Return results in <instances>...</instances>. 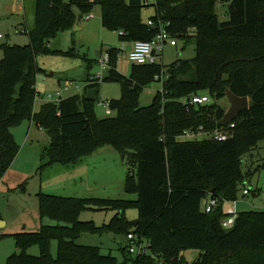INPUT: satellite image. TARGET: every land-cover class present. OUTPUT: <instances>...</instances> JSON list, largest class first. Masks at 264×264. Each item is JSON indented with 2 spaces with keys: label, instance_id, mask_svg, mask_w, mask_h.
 <instances>
[{
  "label": "trees",
  "instance_id": "16d2710c",
  "mask_svg": "<svg viewBox=\"0 0 264 264\" xmlns=\"http://www.w3.org/2000/svg\"><path fill=\"white\" fill-rule=\"evenodd\" d=\"M217 1L155 0L156 13L149 19L170 22L168 29L177 39L195 38L196 55L169 66L134 64L126 76L117 70L120 49L110 46V68L102 82H119L122 96L110 99L113 114L100 118L95 106L102 82H89L90 78L82 93L58 104L44 102L36 111L37 75L44 71L37 56L73 53L52 50L48 44L77 23L74 6L82 15L101 6L102 25L123 32L119 34L122 42L150 40L159 31L142 17V9L150 5L146 0H35V23L27 31L30 42L2 45L0 181L21 148L12 128L33 120L52 138L41 152L39 169L76 163L112 145L128 158L131 167L125 189L136 193L137 199L39 192L41 218L55 223L13 233L21 253L10 255L7 264H264V210L239 212L231 228L222 224L228 216L224 203L238 200L251 175L243 169L244 156L264 139V0H223L229 3L227 21L220 20ZM154 81L162 82V90L151 104L141 106L143 89ZM91 88L96 89L95 100L87 97ZM228 89L238 97L247 96L249 107L220 124L228 107L222 103ZM194 94L207 95L209 100L192 105L188 99ZM201 127L202 132L229 129L230 137L180 139L185 131ZM209 197L219 199L212 212L204 209ZM132 204L139 209L137 225L124 215ZM110 208L120 214L102 226L80 219L84 209ZM103 231L126 237L132 232L140 242L149 243L150 253L133 256L126 245L121 248L124 261L120 263L100 247L76 241L85 232ZM53 240L58 243L55 257ZM32 245L39 246L38 255L28 252ZM188 249L199 250L192 261L182 255Z\"/></svg>",
  "mask_w": 264,
  "mask_h": 264
},
{
  "label": "rangeland",
  "instance_id": "374dc122",
  "mask_svg": "<svg viewBox=\"0 0 264 264\" xmlns=\"http://www.w3.org/2000/svg\"><path fill=\"white\" fill-rule=\"evenodd\" d=\"M149 1L153 3L155 0ZM228 5L229 3L223 0H218L216 3V11L221 21L229 19ZM22 8H24V11ZM74 10L78 16L74 27L59 32L48 44L52 50L64 52L70 50L73 53H49L37 56L38 65L44 70L37 75L36 87L40 95L62 90L66 82H69L70 90L63 93L64 98L70 96L76 90L78 91V88L84 91L88 84L89 74H94L100 69L97 62V51L105 50L110 46L120 49L117 70L126 76L133 71L135 63L128 58L132 44L130 42L123 43L119 37L120 32L107 29L102 25L101 6L96 5L93 8L91 11L94 15L92 19L86 17L90 13L82 15L77 6H74ZM154 13L155 7L153 5L142 9V17L145 21ZM34 23L35 0H0V59L4 56L2 45H26L30 42L25 26L31 29ZM77 25L81 28H77ZM177 40V46L165 45L161 64L169 66L178 59H192L195 57V38L183 37ZM108 70L105 71V76ZM163 77L164 79L167 78V74H163ZM158 90H162V82L159 81H154L145 87L140 96V105L147 106L151 104ZM121 96L122 87L119 82L103 81L101 83L98 100L106 101ZM42 102L43 99L38 96L35 110L40 108ZM222 103L228 107L230 105L228 100H223ZM95 111L100 118L108 116L104 107L99 106L98 103H96ZM29 124L30 120H25L12 128L17 130L15 136L20 145L24 143L25 136L28 134ZM34 129L35 132L32 134V138L34 140L37 138L40 143L39 163L34 167L36 170L25 181L24 188L20 185L9 192L4 184L0 183V219H6L9 223L0 227L3 234L0 239V264H7L9 256L18 251L13 233L19 232L24 226L27 229H33L38 222L39 200L37 193L40 190L43 193H54L53 195L66 197L128 199L132 201L137 199L136 193H128L125 189L127 173L131 167L128 158H124L123 154L114 146L105 145L97 149L93 155L95 156L93 157L94 160L92 159L93 161L89 163L90 166L88 167L85 163L86 169L83 170V180L79 179L78 186H75L76 184L70 181L72 178L70 173H72L74 163H54L39 169L41 152L51 144L52 138L46 129L39 128L36 124ZM200 138L202 139L204 136ZM21 147L23 149V146ZM25 156L29 157L27 153H25ZM243 169L245 172L251 171L250 177L244 184V187L250 189V194H243L244 187L240 190L237 200L238 211L264 210V139L260 140L257 146L244 156ZM73 173L79 176L81 172L77 169ZM232 208V202L226 201L224 203L226 213ZM119 212L120 210L114 208L84 209L80 214V219L82 221H93L97 226H102L118 216ZM124 215L134 225L139 218V209L135 204H132V206L126 208ZM50 221L51 224L55 223L51 219ZM125 239V233L103 231L97 233L85 232L76 241L83 245L98 246L103 254H112L122 263L124 254L121 248L125 246ZM144 242L146 241L144 240ZM57 250L58 243L53 240L52 254L54 257L57 255ZM28 252L32 255H38L40 253L39 246H30ZM182 255L188 261H192L199 255V250L188 249L183 251Z\"/></svg>",
  "mask_w": 264,
  "mask_h": 264
},
{
  "label": "built area",
  "instance_id": "2783aa9c",
  "mask_svg": "<svg viewBox=\"0 0 264 264\" xmlns=\"http://www.w3.org/2000/svg\"><path fill=\"white\" fill-rule=\"evenodd\" d=\"M92 15L88 14L86 16L87 18H90ZM146 23L150 27H159L158 33L150 40H138L133 43V47L129 53V60H131L135 64H160L163 60V54H164V47L166 44H170L172 46L177 45V38L173 37L170 33L168 27L170 26V22H163L160 21L159 24L153 20L148 19ZM123 34V32H120ZM110 53L108 49L104 51L102 56L98 58V64L100 65L99 71L92 74L89 78L91 81L89 82H102V80L105 77V71L110 68ZM156 78H159V76H156ZM161 78L164 79L163 74H161ZM88 82V83H89ZM70 88L69 82H66L62 90H58L56 92H48L43 95H38L43 101L45 102H54L59 103L61 100L64 99L63 93L65 91H68ZM208 96L207 95H199L194 94L192 95L188 101L192 105L197 104H203L208 102ZM99 106L104 107L105 113L109 116L113 114V110L111 107L110 100L106 101H97ZM234 126V125H232ZM203 128L201 127L199 131H185L181 136L180 139H195L200 138L201 136H204V138H214L216 140H226L230 137V130L229 129H216L212 132H202ZM244 195L250 194V189L245 187L243 190ZM233 204V208L228 212V216L223 220L222 224L225 228H231L234 225L235 219L238 215V209H237V200L230 201ZM219 199L209 197L205 200L204 209L206 212H212L215 207L218 205ZM0 235H2V231L0 230ZM127 249L128 251L133 255H146L150 253V250L148 248L149 243L148 242H140L137 239V236L130 232L127 235Z\"/></svg>",
  "mask_w": 264,
  "mask_h": 264
},
{
  "label": "crops",
  "instance_id": "0c3cea01",
  "mask_svg": "<svg viewBox=\"0 0 264 264\" xmlns=\"http://www.w3.org/2000/svg\"><path fill=\"white\" fill-rule=\"evenodd\" d=\"M146 2H147L148 5H152V4L155 3V1L153 3H151L149 0H146ZM22 10L24 11V8H22ZM155 13H156V8H155ZM155 13H154V15H155ZM90 14L92 16L90 18H87V19H92L93 18V16H94L93 13H90ZM151 16H153V15H150V17ZM26 22L27 21L25 19V24H26ZM101 23H102V20H101ZM77 28H81V27H79L77 25ZM25 30L29 31L30 29H28V26H25ZM123 43H126V42H123ZM130 43L132 44L131 46L133 47V43L134 42H130ZM177 45H178V42H177ZM177 45H175V46H177ZM107 49L108 48H106L105 50H98V51L101 52L100 56H102L104 51H106ZM100 56H98V58ZM97 62H98V60H97ZM91 75L92 74H89L88 78ZM69 90H70V88H69ZM82 92L83 91L81 90V88H78V91L76 90V92H73L71 95H74L76 93H82ZM99 92H100V90H99ZM44 102L45 101H43L42 103H44ZM38 110H36V111H38ZM35 124L36 123L33 120H30V124L28 126V134L25 136L24 143L22 145H20V147L23 146V149H22V147L20 148V151H19L17 157L15 158L14 162L12 163L11 167L9 168V170L6 172V174L4 175L2 180L0 181V183L4 184V186L7 188V190L9 192L11 190H13L14 187H17V186H20V185L24 184L25 181L32 174V172H34L36 170V168H34V167H36L38 165V163H39L38 153H39V149H40V143H39V140L37 138H36V140H34L32 138V134L35 132V129H34V125ZM37 126L39 128H42L39 125H37ZM16 131H17L16 129H12V132H13L14 136H15ZM15 138H16V136H15ZM30 141H31V143H29ZM22 142H23V140H22ZM28 143H29V146H28ZM24 149H25V151H24ZM96 151H94L90 155L85 156L79 162H76V163L73 164L74 166L72 167V171H71L72 173H70V175H72V178H71L70 181H72L74 184H76L75 186H78V180L79 179L83 180V175H84L83 170L86 169L85 163H86V165L88 167L90 166L89 163L94 160L93 157H95V156H93V155L96 153ZM25 153H27L29 155L28 158L25 156ZM77 169L81 172L79 176H76V174L73 173V171H76ZM6 188H5V191H6ZM41 191L42 190H40L39 192H41ZM45 193H48V192H45ZM50 194H52V193H50ZM237 204H238V201H237ZM237 209H238V206H237ZM238 212H241V211H238ZM51 223L52 222L50 221L49 218H41L40 213H39V220H38V222L36 223V225H35V227L33 229H27L24 226L22 228V230H20L19 232H22V231H29V232L37 231L41 227L42 224H51ZM7 224H9V223H8V221L6 219H3V218L0 219V227H3L5 225H7ZM127 244H128V240H127V237H126L124 245L126 246Z\"/></svg>",
  "mask_w": 264,
  "mask_h": 264
},
{
  "label": "water",
  "instance_id": "95a60500",
  "mask_svg": "<svg viewBox=\"0 0 264 264\" xmlns=\"http://www.w3.org/2000/svg\"><path fill=\"white\" fill-rule=\"evenodd\" d=\"M100 51L97 52V56H100ZM96 89L91 88L87 92V97L89 100H95L96 99ZM226 97L228 102L230 103L228 109L226 110V113L222 120L219 122L220 124L227 123L231 121L239 112L246 110L249 107V98L247 96L245 97H238L236 96L230 89L226 91ZM138 221L134 223V225H137ZM18 254L21 253V250L17 251Z\"/></svg>",
  "mask_w": 264,
  "mask_h": 264
}]
</instances>
